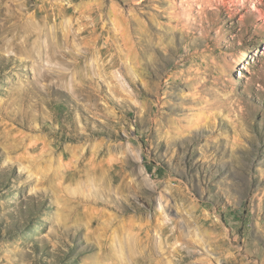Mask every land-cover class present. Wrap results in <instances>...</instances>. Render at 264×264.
I'll use <instances>...</instances> for the list:
<instances>
[{
    "label": "rangeland",
    "instance_id": "374dc122",
    "mask_svg": "<svg viewBox=\"0 0 264 264\" xmlns=\"http://www.w3.org/2000/svg\"><path fill=\"white\" fill-rule=\"evenodd\" d=\"M0 2V264H264V0Z\"/></svg>",
    "mask_w": 264,
    "mask_h": 264
},
{
    "label": "bare ground",
    "instance_id": "6f19581e",
    "mask_svg": "<svg viewBox=\"0 0 264 264\" xmlns=\"http://www.w3.org/2000/svg\"><path fill=\"white\" fill-rule=\"evenodd\" d=\"M2 1V0H1ZM84 2V1H83ZM0 3H2V2H0ZM5 4V3H4ZM85 4V3H84ZM86 6H82L84 9L83 10H81V6H80V10L78 11V12H76L75 10V12H73V9H74V7H71L70 6V8H59L58 10H56V11H58V13H60V11H63V9H64V11L62 12L63 14L65 13H68L71 9V14H72V16H73V18L74 17H76V16H78V18L81 20V22H83V28L82 29H79V32H81L82 34H84V35H86L87 37L88 36H92V35H94L96 32V34H97V37L95 38V41H96V44H99V42H100V40H99V37L102 35L101 34V30L98 28V29H96V28H94V27H92V28H90L89 27V23L87 22V19L89 18L90 20L91 19H93L94 17H96L99 13L103 16V13H104V7L103 6H101L99 3H94V4H85ZM2 7V6H1ZM76 9V8H75ZM1 11V10H0ZM8 12V11H7ZM1 14H0V18H2L0 21L2 22V20H3V22L0 24L1 26H0V49H1V47H5V46H7L8 45V41L7 40H5L6 39V37L8 36V35H10V34H13V36L11 37V39L12 40H19V30H17V29H13L12 27V24H10L9 25V21H10V16L9 17H7L5 14L4 15H2V12H0ZM61 13V14H62ZM57 14V13H56ZM62 14V15H63ZM64 14V15H65ZM88 15L87 17H83V15ZM14 15V14H13ZM68 15V14H67ZM58 16V15H57ZM49 17V16H48ZM101 17V16H100ZM11 18H13V17H11ZM77 21V23L79 22L78 21V19L76 20ZM94 21V20H93ZM11 23V22H10ZM40 23V22H39ZM91 26V25H90ZM20 27V26H19ZM18 27V28H19ZM15 28V27H14ZM79 28V27H78ZM20 29V28H19ZM18 32H17V31ZM21 30V29H20ZM21 32L23 33V31L21 30ZM38 32V31H37ZM66 32V31H65ZM21 34V33H20ZM77 34V33H76ZM25 35V34H24ZM69 36V34H67L66 35V37H68ZM22 38H23V35L21 36ZM20 37V39H22ZM31 37V36H30ZM37 39H39V38H37ZM17 40V41H18ZM27 40V39H26ZM34 40V39H33ZM24 41H25V39H24ZM53 41V40H52ZM19 42V41H18ZM24 43H26V41L24 42ZM27 44V43H26ZM34 45V44H33ZM9 46H10V44H9ZM8 46V47H9ZM24 46V45H23ZM12 47V46H11ZM36 47V46H35ZM47 47V46H46ZM46 47H44V48H46ZM62 47V46H61ZM7 48V47H6ZM23 48V47H22ZM60 48V47H59ZM47 49V48H46ZM3 50V49H2ZM5 50V49H4ZM56 50V49H55ZM101 51H102V53H104V47L101 49ZM64 54L63 55H66V53L64 52V51H62ZM39 54V53H38ZM47 54V53H46ZM45 54V55H46ZM40 56V55H39ZM38 56V57H39ZM42 56V55H41ZM37 57V58H38ZM43 57V56H42ZM41 57V58H42ZM63 57V56H62ZM54 176H56V174H54ZM58 176V175H57ZM64 208V207H63ZM67 208V207H66ZM69 209H71V207L69 208ZM63 210V209H62ZM67 211H68V214L70 215L71 213H72V210H68V209H66ZM66 213V212H65ZM163 222V221H162ZM164 224V223H163ZM162 225V224H161ZM164 227V226H163ZM104 230L106 231V233H108L109 232V229L106 227V228H104ZM116 232V231H115ZM115 232H111V234H110V236H109V239H110V248H108L109 250H110V252H112L113 254H112V256H115V259L113 260V262L115 263V264H126V260H127V252H126V247H128L129 248V251H130V253H132L134 250L135 251H138V248H139V244L140 243H138V242H135L134 243V245H132L133 244V242H132V238H129V237H127L126 238V242L124 243V238H122V237H119L117 234H115ZM127 236V235H126ZM147 249V246L145 247V250ZM139 253H141V252H139ZM113 264V263H112Z\"/></svg>",
    "mask_w": 264,
    "mask_h": 264
}]
</instances>
